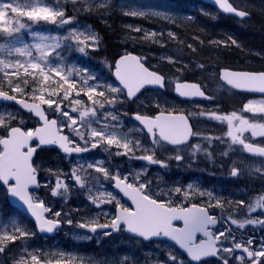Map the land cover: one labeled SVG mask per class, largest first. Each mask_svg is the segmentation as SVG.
Masks as SVG:
<instances>
[{
  "label": "rangeland",
  "instance_id": "obj_1",
  "mask_svg": "<svg viewBox=\"0 0 264 264\" xmlns=\"http://www.w3.org/2000/svg\"><path fill=\"white\" fill-rule=\"evenodd\" d=\"M53 1V2H52ZM0 0L2 3H13V6L17 4L23 6L26 10L31 7H49L54 11H63L65 13L64 19L71 18V24L61 25L58 22L56 24L50 22H31L27 17H16L15 14L9 12L7 19L10 21L18 20L19 23L30 24V27L21 29L19 33L14 34L18 36V39L7 36V34L0 32V59L4 60L5 63L11 64L16 59H20L22 63L26 61V58L20 57L14 49L17 47H22L24 44L32 45L33 55L37 58L39 53L35 49L36 44H52L53 41L51 37H59L61 47L53 52L49 57L47 63L58 69H62L65 75L71 73L70 79H74L77 82V88L72 91V94L68 97L67 100L62 99L63 90L59 89L56 85V81L59 80V77H56L54 73H49L50 79L47 82L41 80V74L37 70V75H33L28 79L27 86L21 81L19 77L11 78V85L16 87L17 83L20 84L21 88H24L23 93H18L22 95H27L30 97H38L40 94H44L45 98H52L57 101L60 105L62 111L68 112L69 116L77 121L76 127L80 130L86 139L95 142L89 136V133L92 128H97L99 123H106L111 118L106 115L107 112L111 111L114 115H117L119 118L118 127L122 126L121 121L126 118L128 115V110L132 108H138L141 110H155V109H171L178 107L180 109H189L193 110L196 113V117L201 120L202 115H200V110L207 108L208 110L220 108V105L217 103H201L197 101H188L183 102L174 98H170L172 94L171 91L168 93H162L153 95L152 92H147L146 95L140 97L136 100L135 103L127 105L128 101L124 92L121 94H116L118 101L120 103L109 106L105 104L104 109H100L98 104H93L92 101H89L84 94L81 92V88H86L84 81H87L88 85H92L93 82L88 79V74H91L89 67L76 63L75 58L82 57L89 59L87 51L90 49L101 48V36L102 31L98 28L97 18L101 19L103 22H107L109 17L111 19L115 18L113 15H120L121 17L129 18L125 22L118 21V31L123 33V42L122 45H128L129 48H136V50L144 57V59L155 69L161 70L168 74V76H173L175 79L186 77L188 74L195 76L194 78L200 79L203 82L206 81L208 85H211L210 88L215 87L216 85V76L219 73V68L223 64H248V65H264V43H259L258 40L262 41L264 38H258L256 34L260 33L264 35V28L260 26V29H256L255 25L252 24V21L239 22L237 20L231 19L230 23L226 19H222L219 14L218 9L199 2L197 0ZM75 5L70 6L69 3H74ZM236 3L247 10L253 12L256 15L264 16V4H258L251 2L250 0H235ZM131 11H144L149 13L145 16H136L133 17L128 15ZM159 12L160 15H154L152 13ZM117 18V17H116ZM259 19V18H258ZM257 19V20H258ZM256 20V21H257ZM59 21V18H58ZM205 21V24H204ZM108 22H111L110 20ZM228 22V24H226ZM258 22V21H257ZM102 27V26H101ZM111 27V25H110ZM110 27H102L104 30L110 29ZM114 27V26H112ZM136 28H140L142 31H135ZM201 28H204L202 31L204 35L199 33H193L194 31L201 32ZM72 30L83 33L80 36L81 40H85L86 43V53H80L75 41L65 40L64 37L70 36ZM123 30V31H122ZM144 31H147L149 34L155 32L157 34L155 41L152 39L145 40L143 38ZM38 33V35H32V33ZM173 34V38L168 37V33ZM191 33L190 38L191 42L188 43L187 51L188 54L183 55L174 52L173 50H167V47L173 46L179 42H183L185 37ZM95 35L98 40V44L95 47H88L87 44L90 41H87L89 35ZM116 34V33H112ZM196 35L197 37H195ZM43 37H48L49 39L44 40ZM197 38L200 40L197 41ZM235 40L236 44H231V41ZM213 41L220 42L222 45L221 49L215 52L214 46L206 48L208 42L213 43ZM169 42V43H168ZM197 42V43H196ZM258 42V43H257ZM108 49H112L113 45H107ZM240 48H244L245 52H249L251 57H246L240 53ZM221 52L224 53V57L221 56ZM58 53V54H57ZM217 55L219 59L214 60L212 58L206 57L208 55L214 54ZM204 55V56H203ZM69 57H72L71 59ZM204 57V58H203ZM202 58V60H201ZM204 60V61H203ZM210 60V61H209ZM194 61V62H193ZM209 61V62H207ZM212 62V63H211ZM195 64V67H191L192 64ZM102 69L108 68L106 61H103L101 64ZM87 69V72L82 71ZM193 69V71H192ZM47 70V69H46ZM13 71L12 67L5 68L3 64H0V82L9 84V80L5 78V72ZM31 71V70H30ZM192 71V72H190ZM20 76L24 77L23 69H20ZM96 78V75H94ZM35 80V83L33 82ZM172 80V79H171ZM101 84V81L96 78L95 82ZM105 84L112 85L115 87H120L119 84L109 80ZM66 87V86H65ZM174 85L170 82L169 89H173ZM36 89L35 92L32 90ZM56 91L58 95L51 96L52 92ZM97 91H102L97 89ZM77 92H80L77 96ZM218 96H223V100H227L226 104L229 107H235L236 104L240 102L237 99V96L232 95L228 92H223L221 89L215 90ZM29 94V95H28ZM105 94H108L105 92ZM108 98L111 99V96L108 95ZM34 99V98H33ZM80 99L82 101L81 105L75 104V100ZM94 100H99L100 103H104L103 98L99 96H94ZM38 100V99H36ZM264 100V99H263ZM262 99H248L242 101L240 107L242 112L246 115H250L254 120H258V117L263 116L264 114L260 113H251L244 110V106L250 101L255 102L259 105ZM66 104L67 107L63 108V105ZM158 105V106H157ZM117 106V107H116ZM55 107V105L53 106ZM95 107L97 113L95 116H85L83 119L80 116L81 111H85L87 108ZM116 107V110L113 109ZM70 108V109H68ZM210 113H207V116L210 117ZM59 114V113H58ZM60 115V114H59ZM0 116H3L6 121L8 117H13L9 123L14 119H18L21 123L26 124L28 121L35 123V118H31L28 114H25L17 108L10 107H1L0 106ZM62 120L66 119L61 117ZM79 120V121H78ZM215 120V119H214ZM116 121H111L106 124L114 125ZM63 127H67L65 124H62ZM90 125V127H89ZM212 127L210 124H205ZM68 128V127H67ZM69 129V128H68ZM98 130H101L100 128ZM112 130V129H111ZM110 128L106 131H111ZM6 132L3 126H0V137ZM118 135L121 136V140L124 134L122 131H118ZM132 136L130 134V140ZM139 140L141 138H138ZM80 142V139L78 138ZM101 146V145H98ZM104 148L108 147L102 145ZM223 146L218 144V149H222ZM216 151H218L216 149ZM219 152V151H218ZM237 163L235 166L242 169V171H247L250 174H255L259 177L253 175H248L247 180L250 184L249 190L259 191L264 189V176L257 173L255 170L259 169L258 163L251 161V164H248V160L242 156L240 153L236 154ZM73 162H83L82 160L68 159ZM41 163L45 165L40 167L44 171V176L47 173V178L54 182L59 179L65 187H61L59 190H56L55 186L50 183L52 190L48 193L37 192L34 194L35 201L38 202V199L44 200V203L51 208V214L49 215L54 219H71L72 223H75V220L71 218L70 213L80 208V206H88L90 197L95 196V193L100 187H96L98 182L95 177V168H89L88 165L92 164L91 162H85L86 166L80 165V167H72L69 171L71 177H65L64 174L60 173L62 170V165L65 164L64 160H61L55 153H45L41 157ZM208 163V162H207ZM208 168H214L210 163L207 164ZM65 169V168H64ZM73 169H76L75 174H73ZM86 169H88L86 171ZM85 172L87 176L88 183L83 185L80 182L75 180L76 174ZM254 179L255 185L251 183L249 177ZM193 176L190 178V180ZM70 181V183L67 182ZM189 180V181H190ZM95 182V183H92ZM180 184L181 182L178 181ZM45 184V183H44ZM103 186V184H101ZM49 185L45 184V188H48ZM56 190L57 194L53 195V191ZM92 193V196H91ZM264 196V192H262ZM5 202H3V197L0 193V237H7L10 235L17 234V229L22 231H27L29 235L27 237L18 236L15 241H10L7 239L0 240V247L5 249L3 254H0V264H33L34 261L31 260L33 255L39 259H66L72 260L75 262H83L84 264H167L169 253L176 256L178 259L183 260L185 264H189L187 260L177 252L173 246L166 243H155L150 245L141 244L138 239H126L125 245L128 247L126 253H119L120 251H108L107 255H99L97 253H90L88 250L83 249L82 247H88L85 243L90 239H84L85 236H90L87 232L75 229L74 231L67 230L63 231L66 236H58L54 239H47V237H42L38 232L33 228V226L26 222L23 216L16 213H11L10 209L7 207ZM59 211L61 216L59 218L54 217V213ZM264 218V214L261 213ZM89 216V215H85ZM95 216H89L84 222L90 221L95 222ZM264 220V219H263ZM67 223V222H66ZM72 223H67L68 226H72ZM82 224V223H81ZM74 225V224H73ZM261 228H264V224L261 225ZM70 229V227H69ZM259 244H255L256 249L261 250L260 245L264 243V230L260 231L259 235ZM98 243H101L102 246L106 245V240L103 237H99L97 240ZM13 249V250H12ZM13 252H12V251ZM104 250V249H101ZM163 250L168 251L167 257L164 258L160 253H163ZM12 252V253H11ZM107 251H104L106 254ZM237 257L236 262L241 261ZM8 259V260H7ZM6 261V263H5Z\"/></svg>",
  "mask_w": 264,
  "mask_h": 264
},
{
  "label": "snow or ice",
  "instance_id": "obj_2",
  "mask_svg": "<svg viewBox=\"0 0 264 264\" xmlns=\"http://www.w3.org/2000/svg\"><path fill=\"white\" fill-rule=\"evenodd\" d=\"M217 3L220 4V7L225 10L227 13H235L238 17H245L248 15L245 11L237 12V9L232 7L230 4H226L225 0H217ZM9 12L15 14L16 17H27L31 22H50L56 24L57 22L61 25L71 24L72 19H64L65 13L63 11H54L49 7H31L30 9H25L23 6L16 5L13 6V3H2L0 2V32L7 34L9 37L18 39V36L14 34L19 33L21 29L30 27V24L26 25L19 23L18 20L10 21L7 19ZM149 13L144 11H131L128 15L133 17L136 16H145ZM154 15H160L161 13L156 12L152 13ZM59 18V21H58ZM135 31L141 32L140 28H136ZM32 35H38V33L33 32ZM83 33L72 30L70 36L64 37L65 40L75 41L80 53H86L85 40H81L80 36ZM169 38H173V34L169 32ZM157 34L155 32L148 33L144 31L143 38L145 40L152 39L155 41ZM42 39L47 40L48 37H43ZM52 44H36L34 47L39 53V57L33 55L32 45L24 44L22 47H17L14 51L20 56L26 58L24 63L20 59H16L13 63H5L4 60L0 59V64H3L5 68L12 67L13 71L5 72V78L9 80V85L11 86V78L19 77L21 81L27 86L28 79L27 77L33 76L34 73L38 70L41 74V80L47 82L50 79L49 73H54L56 77H59V80L56 81V85L59 89L63 90L62 99L67 100L68 97L72 94V91L77 88V82L74 79L69 77L72 75L69 73L65 75L62 69L53 67L47 63L48 57L56 52L57 49L61 47L59 37H51ZM87 41L90 43L87 44L88 47H95L98 44L97 37L89 35ZM158 42V41H155ZM213 43L219 44L220 42L213 41ZM231 44H236L235 40L231 41ZM58 54V53H57ZM142 57L135 56L131 53H125L120 57V59L115 64V77L119 81L121 87H115L108 84H97L93 83L88 85L87 81H84L86 88H81L80 91L84 92L87 99L92 101L93 104H98L100 109H104L105 104L109 106L120 103L118 101L116 94H121L126 92V98L131 99L136 97L138 93L141 92V89L145 88L146 85H153L159 88H164L165 86V77L159 75L157 72L149 71L148 68L144 66V63L141 62ZM20 69H23L24 77L20 76ZM47 69V70H46ZM31 70V71H30ZM82 71L87 72V69ZM88 79L95 81V76L93 74H88ZM224 79L227 80L229 85H233L235 88H247L249 90H256L255 86L259 85L258 90L264 93V72L260 73H229L224 74ZM35 83V80H33ZM66 86V87H65ZM103 88V91H97L98 88ZM176 92L182 97H205V93L200 90L198 85L189 86L187 84H177ZM16 93H23L24 88L20 87V84L17 83L16 87L12 89ZM33 92L36 89L32 90ZM105 92L111 96V99L105 95ZM79 96L80 92L76 93ZM51 96L58 95L56 91L50 94ZM94 96H99L103 98L104 103H100L99 100H94ZM0 97H3L5 101H16L15 95H8L6 92L0 91ZM38 99V104H28L24 100L18 101L24 109H27L29 112H34L35 116L42 121L43 126L37 128L34 132L29 130L27 132L22 131L18 127H11L10 121L13 117L9 116L8 121L4 119L3 116H0V126H3L5 130L10 128V136L8 139H0V145L3 146V151H0V180L3 181L5 185H9L10 180H14V184L9 186V191L12 195L19 197L31 211L32 215L36 218L40 232L52 233L54 229L58 228L61 223L60 219H46L45 213L51 212L50 207H46L44 200L38 199V203L33 202V196L29 192V187L36 185L39 187V182L37 180V169L32 166L30 163L33 153L36 151L35 147H29V141L33 138H38V145H59L64 153H85L90 151V149H95L98 145L112 146L115 145L117 148H122L124 153L116 152V155L128 154L133 152V148L130 145H134L136 149H142L145 152L152 151L151 149L145 148L139 139L135 141L128 139L127 134H121L123 136V142L121 136L118 135V125L120 123L117 115H114L111 111L107 112L106 115L111 118L112 121L117 123L112 125L111 131H106L107 126L104 129L96 130L92 128L89 136L95 142L86 139L85 135L74 127L77 123L75 119L69 116L68 112L62 111L60 105L55 99L45 98L44 94H40L38 97H33ZM75 104L81 105L82 101L80 99L75 100ZM41 105H47V107L53 113H59L61 117L66 119L62 120L61 123L65 124L69 130L70 134H75L81 141L84 142V146L81 147L79 144H76L74 147H69L70 143L73 141L69 140V136H62L58 134L56 130L57 120L48 119L45 115V112L41 109ZM55 105V107H53ZM158 106V105H157ZM244 110L251 112L253 114L260 113L264 114V101L260 102L257 105L255 102L250 101L244 106ZM97 109L95 107L87 108L85 111L80 112V116L83 119L85 116L91 115L95 116ZM200 115H205L201 112ZM212 119L215 120H227L229 131L227 136L231 137L233 144H238L242 146L243 151L252 154L253 157L259 156L264 158V147H260L253 143H246L243 137V133L251 129L252 136L264 137V124H250L242 116H238L236 112H233L231 116H218L215 112L208 114ZM134 119L138 121L143 128H146L147 133L151 135L152 144L154 146L163 145L164 143L177 146L173 149L176 153L174 156L169 157V159H175L177 162L183 160V156L180 154L181 148L179 146L185 145L190 137L196 135L193 133L191 125L188 123L189 117L184 115L174 116L169 113L167 116H164L161 113L159 116L154 119L147 116H140L137 114ZM261 119H264V116H261ZM238 120L239 124L234 125L233 121ZM90 127V125H89ZM205 139H208L205 137ZM90 145V147H89ZM27 148V151L24 149ZM197 150L199 146H196ZM105 151H108V148H104ZM227 153H225L226 155ZM139 159L146 161L149 165H158L162 167H167L165 161L154 159L153 154L143 155L138 157ZM89 168H94V164H89ZM96 171L103 173L105 178L109 177L108 170L100 166L96 168ZM257 173H260V169L255 170ZM76 169H73V174H75ZM230 174L235 177L240 174V169L238 167H232L230 169ZM264 174V173H262ZM133 180L139 182L140 173H135L133 175ZM113 179L115 180V187L123 192L125 196H128L132 203L135 205V209L123 208L122 211L117 214L110 223L106 224H93L90 228L92 233L97 231V228L108 229L111 228L112 231H118L121 229V224L124 223L127 226V230L131 233L137 234L139 237L148 239L152 237H169L170 239L176 241L181 248L185 249L189 257L193 261H200L203 257L217 256L218 253L230 254L235 250L242 249L249 258L255 257V260L252 261V264H258V261L261 257H264V243H261L259 251H249L248 247H245L244 244L234 242L232 247H221L217 248V243L223 244L229 238L233 237L232 232L228 231L227 236L225 232L221 231L217 235L209 230L210 226L216 225L218 223L216 216L209 214L210 207H222L220 200L217 199L215 205L211 202L212 194L199 192L197 195L204 196L208 195L210 197L208 201V207H201L198 204H191L190 207H171L168 205V202L164 200L154 199L151 195L144 194L145 190L150 188V182L139 183V187H134L132 183H126L129 177L126 175L123 179L120 178L119 173H117ZM75 180L83 184L81 177L79 175L75 176ZM61 187H65L59 179L56 181V190H59ZM191 189L193 185H188ZM56 190L53 191V195L57 194ZM175 193L182 194L187 197L189 193L183 191L181 187H174L172 189ZM108 199H100V203H112L115 200V197L111 193H107ZM93 203H95V199ZM119 203L118 201H116ZM239 205L244 206L245 201H239ZM257 208H264V196L258 198L254 204H249L246 208V211L252 212ZM54 217L59 218L61 213L59 211L55 212ZM182 220L183 227H175L173 221ZM66 222L71 224V219H66ZM232 224H239L240 228H243L245 224L255 225L257 223L264 224V220L256 219H245L243 221L231 220ZM80 228H89L88 224H80ZM196 233H203L207 238L205 241H201L199 244L195 243ZM111 232L105 231L103 235L109 236ZM29 233L27 231H22L17 229V234L10 235L7 237H0V240L7 239L10 241H15L18 236L27 237ZM222 237L224 238L222 240ZM84 239H91V236H85ZM252 240L247 241V245H251ZM5 249L0 247V254H3ZM222 264H228V259L223 256L220 257ZM243 261L244 257L239 258ZM31 260L39 264L38 257L33 255ZM56 264H61L60 260L56 261ZM67 264V262H65ZM123 264V262H121ZM167 264H185L183 260L178 259L176 256L169 253Z\"/></svg>",
  "mask_w": 264,
  "mask_h": 264
},
{
  "label": "flooded vegetation",
  "instance_id": "obj_3",
  "mask_svg": "<svg viewBox=\"0 0 264 264\" xmlns=\"http://www.w3.org/2000/svg\"><path fill=\"white\" fill-rule=\"evenodd\" d=\"M205 86L203 85L206 91L211 90L207 83H205ZM227 92L233 94L229 90ZM220 107H222V109L218 108L220 110L217 113L218 116H231L233 112H236L237 115L240 116V112L236 109L230 112L232 107H228L227 105H220ZM149 113L151 115H154L156 111H151ZM203 123L205 122H196L194 131L196 135L189 143L179 146L181 148L180 154L183 156L182 161L177 162L175 159H169V157H172L176 154L173 149L177 146L167 143L154 146L152 144L151 135H149L148 133H145V140L141 142V144L145 148L151 149L152 151L145 152L142 149H138L135 160L140 165L149 168L159 176L178 177V181L183 184L180 185V187L183 191H187L189 195L187 197L183 196L182 194L175 196V200L170 202L171 205L187 206V202H181V198L183 197L186 198V200L191 201V203H199L204 205L205 207H208V201L210 197L208 195L199 196L196 193L197 191L205 193L210 192L212 194V204L215 205L216 200L219 199L222 207H210L209 211L211 215L219 218L220 224H223V220L225 222H227L228 220L229 222H231V220L233 219L236 220L234 218L236 217V215H240L241 213H243L242 207L241 205H239V201H241L242 198V191H253V189L249 190L250 184L247 180V175L251 174H243L241 172V169L238 167L240 169V174L237 175V177H233L230 174V166L232 164V161L235 159V155L225 156V153H223L225 149H218V144H223L224 140H231V137L227 136V132L229 131L227 120H218L213 122L215 126H212L211 129H208L210 128V126H207L208 128H205ZM249 123L253 124L251 122ZM197 124L202 125L197 127ZM233 124H239V121L234 120ZM205 137H207L208 139H205ZM242 138L245 139L246 143L252 142L255 144L264 145V137L252 136L251 129L245 131ZM197 145L199 146L198 150L196 148ZM211 148L212 151H210ZM216 149L219 152L216 151ZM231 150L235 154H242L241 150L243 149L241 145L235 144L231 147ZM148 154H153L154 159L165 161L167 167L149 165L146 161L138 158ZM246 156L252 160L264 162V158L253 157L247 153ZM207 162L214 166V168L209 169L207 167ZM192 176L193 178L190 180ZM190 184L193 185V188L191 189L188 187V185ZM203 200L205 201V203H200V201Z\"/></svg>",
  "mask_w": 264,
  "mask_h": 264
},
{
  "label": "trees",
  "instance_id": "obj_4",
  "mask_svg": "<svg viewBox=\"0 0 264 264\" xmlns=\"http://www.w3.org/2000/svg\"><path fill=\"white\" fill-rule=\"evenodd\" d=\"M251 2H255V3H258V4H264V0H250ZM259 1H261V2H259ZM115 18H113V19H111V18H109V20L111 21V22H108L107 24L108 25H112V26H114V27H110V29H108V31L107 30H105L104 32H103V34H104V37H105V41H106V43H107V45H109L110 44V41L112 40V38H111V34L112 33H116L117 35H119V34H121L120 33V31H118V26H117V23H118V21H126L127 19H129V18H126V17H121L120 15H113ZM255 16V17H254ZM117 17V18H116ZM259 18V19H258ZM258 19V20H257ZM258 22H257V21ZM252 24L253 25H255V27H256V29H260V30H262L261 28H260V26H262L263 28H264V16L263 15H256V14H254L253 15V18H252ZM204 24H205V21H204ZM204 30V28H201V32H199V31H194L193 33H199V34H201V35H204V34H202L203 31ZM123 31V30H122ZM263 31V30H262ZM112 35H114V34H112ZM190 35H191V33H189L186 37H185V40H190L191 41V38H190ZM257 35V37L258 38H260V37H263L264 38V35H261L260 33H258V34H256ZM195 37H197L196 35H194ZM110 39V40H109ZM198 40H200L199 38H197V41ZM258 42L261 44V43H264V39L262 40V41H260V40H258ZM257 42V43H258ZM197 43V42H196ZM118 46H120V48H112V49H110V53L112 54L113 52H114V56H118L119 54H121L122 53V48L123 47H125V45H122V44H119ZM178 47H180V46H175V51H176V53H179L181 50H182V48H184V47H180V48H178ZM174 51V52H175ZM185 54L184 55H186V52H184ZM255 65V64H254ZM256 66H261V65H256Z\"/></svg>",
  "mask_w": 264,
  "mask_h": 264
},
{
  "label": "bare ground",
  "instance_id": "obj_5",
  "mask_svg": "<svg viewBox=\"0 0 264 264\" xmlns=\"http://www.w3.org/2000/svg\"><path fill=\"white\" fill-rule=\"evenodd\" d=\"M258 1V0H257ZM259 2H261V1H259ZM259 15V14H258ZM257 15V16H258ZM222 17V16H221ZM255 17V16H254ZM110 18V17H109ZM224 17H222V19H223ZM97 20V22H98V28H100L101 29V31H105L102 27H110V25H108L107 23H108V21L107 22H103V21H101V19H99V18H97L96 19ZM102 26V27H101ZM112 26V25H111ZM122 34L123 33H121V34H119V35H117V34H114V35H112L111 34V38H112V40L110 41V44H112L113 45V48H120V46H118L119 44H122V42H123V36H122ZM110 40V39H109ZM189 42H191L190 40H184L183 42H179V43H177V44H174L173 46H168L167 47V50H173V51H175V46H180V47H184V48H182V50L179 52V54H181V55H183V53L184 52H186L187 50V47H188V43ZM169 43V42H168ZM211 46H214V47H216L215 48V52H217L218 50H220L221 49V46L222 45H220V44H217V43H210V42H208L207 44H206V48H209V47H211ZM180 47H178V48H180ZM177 51V50H176ZM175 51V52H176ZM178 52V51H177ZM240 53L241 54H243V55H245L246 57H251V54L249 53V52H245V49L244 48H240ZM120 55V54H119ZM118 55V56H119ZM183 56H185V55H183ZM204 56V55H203ZM221 56L222 57H224V53L223 52H221ZM206 57H209V58H212V59H214V60H217V59H219L218 57H217V55H215V53L214 54H212V55H208V56H206ZM204 58V57H203ZM201 60H202V58H201ZM204 61V60H203ZM210 61V60H209ZM209 61H207V62H209ZM194 62V61H193ZM212 63V62H211ZM191 67H195V64L193 63L192 64V66ZM192 71H193V69H192ZM192 71H190V72H192ZM259 158V157H258ZM227 163V162H226ZM230 166V165H229ZM221 167V166H220ZM210 169V168H209ZM224 171V170H223ZM227 172V171H226ZM206 175V174H205ZM248 176V175H247ZM212 177V176H211ZM223 177H224V175H223ZM222 177V178H223ZM237 177V176H236ZM240 177V176H239ZM215 178H216V176H215ZM225 179V178H224ZM233 179V178H232ZM249 180L251 181V183H253V185H255V182H254V179L252 180V177L250 176L249 177ZM237 181V180H236ZM228 185V184H227ZM236 201V200H235ZM3 202H4V200H3ZM238 204V203H237ZM4 205H6V204H4ZM237 206V205H236ZM241 208V207H240ZM13 250V249H12ZM11 250V251H12ZM13 252V251H12ZM11 252V253H12ZM8 260V259H7ZM5 263H6V261H5Z\"/></svg>",
  "mask_w": 264,
  "mask_h": 264
},
{
  "label": "water",
  "instance_id": "obj_6",
  "mask_svg": "<svg viewBox=\"0 0 264 264\" xmlns=\"http://www.w3.org/2000/svg\"><path fill=\"white\" fill-rule=\"evenodd\" d=\"M206 1H209V2H212V3L216 4V5L221 9L222 12L227 13V12H225V10H224L223 8L220 7V4L217 3V0H206ZM225 2H226V4H230L232 7L236 8V7L230 2V0H225ZM236 9H237V8H236ZM239 11H242V10L237 9V12H239ZM229 14H234V15H236L235 13H229ZM236 16H237V15H236ZM242 18H243V17H242ZM226 72L234 73V71H231V70H223V79H224V74H225ZM224 80H225V79H224ZM225 81H227V80H225ZM180 84H187V85H189V86H192V85H193V83H188V82H183V83H180ZM246 89H247V88H246ZM255 89H256V88H255ZM248 91L260 92L258 89H256V90H249V89H248ZM187 98H195V97H187ZM11 200H12L16 205H18V206H20L21 208L25 209L26 211L30 212V210L28 209L27 205H26L22 200H20L19 197H16V196L12 195V193H11Z\"/></svg>",
  "mask_w": 264,
  "mask_h": 264
}]
</instances>
